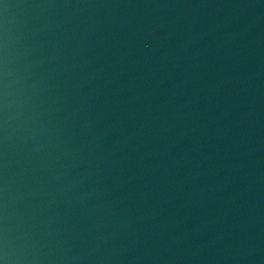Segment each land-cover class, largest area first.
Here are the masks:
<instances>
[{"label":"water","instance_id":"1","mask_svg":"<svg viewBox=\"0 0 264 264\" xmlns=\"http://www.w3.org/2000/svg\"><path fill=\"white\" fill-rule=\"evenodd\" d=\"M109 0H0V228Z\"/></svg>","mask_w":264,"mask_h":264}]
</instances>
